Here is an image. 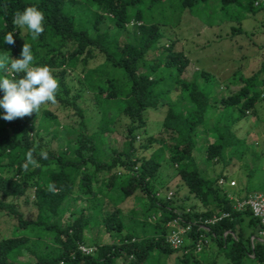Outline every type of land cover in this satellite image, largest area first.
<instances>
[{"label": "trees", "instance_id": "16d2710c", "mask_svg": "<svg viewBox=\"0 0 264 264\" xmlns=\"http://www.w3.org/2000/svg\"><path fill=\"white\" fill-rule=\"evenodd\" d=\"M253 1L0 0V57L18 58L24 42L29 43L35 62L49 66L58 80L54 105L71 109L78 123L66 126L75 136L54 149L43 147L42 142L44 135H60L57 109L42 106L40 116L33 112L12 121L0 118V213L13 221L0 234V264H202L193 242L180 249L167 243L168 221L176 207L173 198L155 195L153 181L162 164V153L154 147L158 143L178 168L182 184L203 207L191 208L186 216L229 214L211 226L214 234L209 245L216 249L209 263L264 264L259 219L249 208L234 207L235 201L219 185L222 173L205 177L195 162L196 134L202 126L213 134L205 150L208 159H224L231 147L235 152L241 149L239 156L248 149L232 127L264 103V58L251 74L235 72L240 88L218 97L199 81L182 77L189 57L177 49V38L163 40L166 27H178L186 10L197 13L210 6L225 11L236 6L261 10ZM28 5L44 13V31L36 39L27 31L23 38L12 23L14 14ZM9 31H14V44H2ZM79 67L83 88L91 92L101 113L100 128L92 133L79 102L83 88L73 93L67 82L68 70ZM163 105L167 110L162 135H151L137 145L138 135L147 132L148 109ZM122 115L127 116L128 126L123 134L119 132L123 137L116 140L118 145L111 146L110 123ZM28 150L39 167L25 170L22 166ZM41 151L47 152L48 159H40ZM137 192L141 196L129 221L124 220L121 207H104L110 193L119 202ZM248 192L247 187L241 198ZM76 197L84 198L87 205L66 216ZM23 198L25 203L33 202L35 216L28 217L20 208L17 201ZM228 230L232 233L224 236ZM81 245L93 250L86 253ZM173 255L174 262L170 261Z\"/></svg>", "mask_w": 264, "mask_h": 264}, {"label": "rangeland", "instance_id": "374dc122", "mask_svg": "<svg viewBox=\"0 0 264 264\" xmlns=\"http://www.w3.org/2000/svg\"><path fill=\"white\" fill-rule=\"evenodd\" d=\"M238 27L242 28L241 32H238ZM175 38L178 41L177 49L184 52L190 59L182 77L190 81H199L213 95L227 96L236 92L242 84L236 82L235 72L251 74L257 70L258 63L264 58V11H249L242 7H233L230 11H225L211 6L203 8L197 13L186 10L182 14L178 27H166L163 40ZM96 63L97 60L94 63L91 62L89 66L92 67ZM67 74V82L72 86L73 93L85 87V79L80 67L69 69ZM79 78L84 80L81 79V81ZM79 102L85 109V120L89 132L98 131L102 123L101 113L91 92L83 88ZM44 106L57 109L60 114L61 126L59 137L51 138L49 134L44 135L43 147L49 145L58 149L61 145L65 146L75 136L72 130L66 126L77 127V116L71 109H58L54 104ZM166 110V105L158 109H148L147 132L144 136L138 135L137 145L151 135L158 137L162 135L161 127ZM41 112L42 108L36 115L40 116ZM212 119L215 120L216 116H213ZM112 122L110 125L113 131L108 133L107 139L111 146L116 147L118 145L116 140L122 139L123 136L120 134L124 133L129 122L125 115L115 120L114 123ZM232 129L235 135L245 139L248 149L239 156L241 149L239 148L238 152H235V148L231 147L226 150L224 159L210 160L206 156L205 150L212 140L213 134L202 126L196 134L195 162L197 169L208 178L216 177L222 173L223 176L220 179H223L225 183L223 185L219 183V185L230 196L237 197L236 195L244 194L247 187L249 188L248 195L259 193L264 195V103L256 113L250 112L246 117L234 123ZM154 147L162 153L160 172L153 181L156 192L171 190L174 193L173 205L176 208L190 207L202 210L203 207L199 200L185 184H182V180L177 174L178 168L170 161L164 147L159 143L154 144ZM141 154L149 156L150 153L142 151ZM232 181L236 182L235 185H231ZM110 195L104 198V207H121L124 220L129 221L130 212L136 209L137 197L141 196V192L119 202L113 200ZM17 202L28 217L36 215V208L31 200L29 203H25L23 198ZM85 205H87V201L84 198H74L72 204L66 209V216L74 208ZM88 213L92 214L93 212L89 210ZM141 219L144 217L141 216ZM92 221L94 222V220ZM12 223L10 216L0 213V234H4ZM123 232L125 233L126 230ZM215 249L214 245H208L204 252L198 254L199 258L203 259L202 264L209 263L213 259ZM170 261H175V255L171 257Z\"/></svg>", "mask_w": 264, "mask_h": 264}, {"label": "clouds", "instance_id": "9594fccd", "mask_svg": "<svg viewBox=\"0 0 264 264\" xmlns=\"http://www.w3.org/2000/svg\"><path fill=\"white\" fill-rule=\"evenodd\" d=\"M12 23L23 38L26 30L36 39L44 31V13L38 6L28 5L14 14ZM13 32L4 33L2 44H14ZM57 90L58 80L53 70L35 62L29 43L24 42L18 58L0 57V118L3 120L12 121L37 113L46 104H55ZM39 156L48 159L46 151H41ZM25 160L22 165L25 170L29 166L39 167L32 150L25 153ZM48 187L54 190V185Z\"/></svg>", "mask_w": 264, "mask_h": 264}, {"label": "built area", "instance_id": "2783aa9c", "mask_svg": "<svg viewBox=\"0 0 264 264\" xmlns=\"http://www.w3.org/2000/svg\"><path fill=\"white\" fill-rule=\"evenodd\" d=\"M253 4L255 7L264 11V0H254ZM219 183L223 185L225 182L223 179L219 180ZM235 181L231 182V185H235ZM156 197L165 200H171L174 196V193L171 190L167 191H157ZM235 202L234 207L236 209L249 208L252 214L259 219L260 223L263 226V229L260 231L261 239L264 238V195L259 194H250L245 198L233 197L230 196ZM171 210V208H168ZM176 214L168 221V234L166 236L167 243L170 247L175 249H180L186 246L188 243L193 242V249L195 253L201 252L210 244V234H214L211 226L218 222L221 218L227 217L229 214L224 212L221 214H214L209 217H193L188 218L186 215L192 213L190 207L180 209L175 208ZM231 231H225L224 236ZM80 249L86 253H89L93 248H88L81 245ZM188 248L185 249L187 252Z\"/></svg>", "mask_w": 264, "mask_h": 264}, {"label": "crops", "instance_id": "0c3cea01", "mask_svg": "<svg viewBox=\"0 0 264 264\" xmlns=\"http://www.w3.org/2000/svg\"><path fill=\"white\" fill-rule=\"evenodd\" d=\"M236 7H237V6H236ZM239 32H241V31H239ZM255 57H256V56H255ZM236 196L239 197V198H241L242 195H236Z\"/></svg>", "mask_w": 264, "mask_h": 264}]
</instances>
